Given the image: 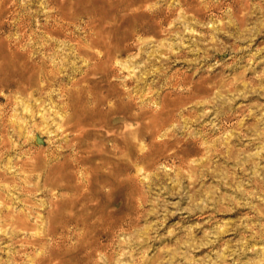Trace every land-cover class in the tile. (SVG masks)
Listing matches in <instances>:
<instances>
[{
	"label": "rangeland",
	"instance_id": "1",
	"mask_svg": "<svg viewBox=\"0 0 264 264\" xmlns=\"http://www.w3.org/2000/svg\"><path fill=\"white\" fill-rule=\"evenodd\" d=\"M0 264H264V0H0Z\"/></svg>",
	"mask_w": 264,
	"mask_h": 264
},
{
	"label": "bare ground",
	"instance_id": "2",
	"mask_svg": "<svg viewBox=\"0 0 264 264\" xmlns=\"http://www.w3.org/2000/svg\"><path fill=\"white\" fill-rule=\"evenodd\" d=\"M60 22H61V21H60ZM62 23H63V22H62ZM52 28H53V27H52ZM53 29H54V28H53ZM63 31H64V30H63ZM66 33H67V32H66ZM50 36H51V35H50ZM60 36H61V35H60ZM64 39H65V38H64ZM102 96H103V95H102ZM129 96H130V95H129ZM101 98H102V97H101ZM93 101H94V100H93ZM131 101H132V100H131ZM94 102H95V101H94ZM94 102H93V104H95ZM106 102H107V101H106ZM101 106H102V105H101ZM105 107H106V106H105ZM103 109H104V108H103ZM106 111H107V110H106ZM93 113H94V112H93ZM97 113H98V112H97ZM103 113H104V112H103ZM94 115H95V114H94ZM103 118H104V117H103ZM90 121H91V120H90ZM95 123H96V122H95ZM93 124H94V123H93ZM67 127H69V126H67ZM67 129H68V128H67ZM81 129H82V128H81ZM75 131H76V130H75ZM69 132H70V131H69ZM80 132H81V131H79L78 134H79ZM75 134H76V133H75ZM73 135H74V133H73ZM71 136H72V133H71ZM78 136H79V135H78ZM76 137H77V136H76ZM76 137H74V138H76ZM195 138H196V137H195ZM73 144H74V143H73ZM74 145H75V144H74ZM74 147H75V146H74ZM74 147H73V148H74ZM79 156H80V155H79ZM86 171H87V170H86ZM102 171H103V170H102ZM85 175H86V174H85ZM83 176H84V175H83ZM85 180H86V179H85ZM5 213H6V212H5ZM7 213H8V212H7ZM7 215H8V214H7ZM12 215H14V214H12ZM5 216H6V215H5ZM17 216H18V215H17ZM1 217H2V216H1ZM28 217H29V216H28ZM2 218H3V217H2ZM9 218L11 219V215H10ZM13 218H14V217H13ZM13 218H12V220H13ZM6 219H7V221H9L8 218H6ZM13 221H14V220H13ZM17 222H18V219H17ZM17 222H16V223H17ZM12 223H13V222H12ZM48 235H49V234H48ZM49 237H50V236H49ZM56 238H58V237H56ZM26 243H27V242H26ZM96 245H97V244H96ZM96 248H97V246H96ZM105 249H106V248H105ZM28 250H29V249H28ZM100 251H101V250H100ZM101 252H104V251H101ZM101 252H100V253H101ZM103 254H104V253H103ZM104 255H105V254H104ZM17 262H18V261H17Z\"/></svg>",
	"mask_w": 264,
	"mask_h": 264
}]
</instances>
